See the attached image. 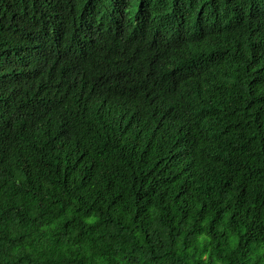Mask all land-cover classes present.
Returning <instances> with one entry per match:
<instances>
[{"label":"trees","instance_id":"obj_1","mask_svg":"<svg viewBox=\"0 0 264 264\" xmlns=\"http://www.w3.org/2000/svg\"><path fill=\"white\" fill-rule=\"evenodd\" d=\"M123 2L0 0V264H264V0Z\"/></svg>","mask_w":264,"mask_h":264},{"label":"clouds","instance_id":"obj_2","mask_svg":"<svg viewBox=\"0 0 264 264\" xmlns=\"http://www.w3.org/2000/svg\"><path fill=\"white\" fill-rule=\"evenodd\" d=\"M143 0H126L123 4H110L107 11L103 12L102 16L116 27L123 30L131 31L141 19L146 16V7L142 3ZM129 7L132 11L126 13L121 7ZM90 22V19H88ZM96 23H99L98 21Z\"/></svg>","mask_w":264,"mask_h":264}]
</instances>
